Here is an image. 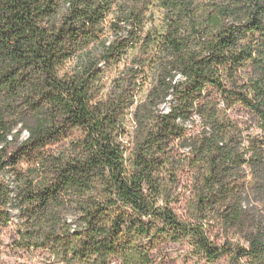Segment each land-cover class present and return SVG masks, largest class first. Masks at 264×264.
Wrapping results in <instances>:
<instances>
[{
	"label": "trees",
	"instance_id": "16d2710c",
	"mask_svg": "<svg viewBox=\"0 0 264 264\" xmlns=\"http://www.w3.org/2000/svg\"><path fill=\"white\" fill-rule=\"evenodd\" d=\"M1 174L0 264H264V0H0Z\"/></svg>",
	"mask_w": 264,
	"mask_h": 264
},
{
	"label": "rangeland",
	"instance_id": "374dc122",
	"mask_svg": "<svg viewBox=\"0 0 264 264\" xmlns=\"http://www.w3.org/2000/svg\"><path fill=\"white\" fill-rule=\"evenodd\" d=\"M165 109V106L162 107ZM229 116L234 120L240 122L241 124L248 123L249 120L251 122V117L244 110L242 107L237 106L233 108L229 112ZM189 133L195 132L197 129L195 126H188ZM188 173L185 171L180 176L181 185L178 188V192L183 195L179 204L175 205L174 211L177 215L183 216L184 215V204L185 200L191 195L190 192L186 191V186H189L190 181L188 180ZM8 177L7 174L0 175V181L6 180ZM12 238V234L10 230L4 236V240L8 242ZM190 249L187 246L180 245V244H168L162 254L165 259V264H227L225 259H221L218 262H205L203 260L198 259L197 257L192 256L189 252ZM43 256L40 254L35 253L34 255H25L23 257V253H7V255L3 256V260L8 264H53L48 262L47 260L43 259ZM110 264H121L118 261L111 262Z\"/></svg>",
	"mask_w": 264,
	"mask_h": 264
}]
</instances>
